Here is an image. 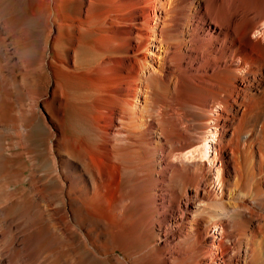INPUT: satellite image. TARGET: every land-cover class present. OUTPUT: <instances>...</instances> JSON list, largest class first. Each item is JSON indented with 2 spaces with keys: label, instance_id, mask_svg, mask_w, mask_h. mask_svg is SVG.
<instances>
[{
  "label": "bare ground",
  "instance_id": "obj_1",
  "mask_svg": "<svg viewBox=\"0 0 264 264\" xmlns=\"http://www.w3.org/2000/svg\"><path fill=\"white\" fill-rule=\"evenodd\" d=\"M261 25L264 0H0V264H264ZM212 127L220 191L179 160Z\"/></svg>",
  "mask_w": 264,
  "mask_h": 264
},
{
  "label": "rangeland",
  "instance_id": "obj_2",
  "mask_svg": "<svg viewBox=\"0 0 264 264\" xmlns=\"http://www.w3.org/2000/svg\"><path fill=\"white\" fill-rule=\"evenodd\" d=\"M254 38H257V39H263L264 40V25H261L256 31L255 33L253 34ZM219 108V107H217ZM207 137H210V140H209V149H205V145H207V142H208V139ZM206 139L204 142L200 143V145L196 146L198 147L199 149L198 150H193L195 149L196 147L188 150L186 153L183 154L182 157L179 158L180 159H184V160H187V161H191L193 162L194 161H197L199 159H207L212 165H214V175H213V181H214V187L217 189V190H221V185L219 183L220 181V171L218 172L217 168H219L220 166V163L219 161L215 160V155H216V151H215V144L217 143V136H216V133L214 131V128L212 127L209 134L207 135ZM195 152H199V155L201 156H198L196 158H193L192 154ZM174 160H178V158L174 159ZM221 234H222V229L220 227H216L215 229H213V233L212 235H214L215 237V244L213 246V251H212V254H213V257H219L218 255L220 254V248H217V241L221 238Z\"/></svg>",
  "mask_w": 264,
  "mask_h": 264
}]
</instances>
